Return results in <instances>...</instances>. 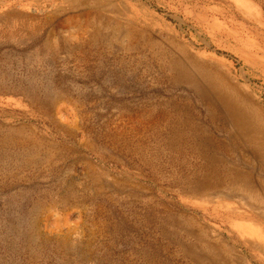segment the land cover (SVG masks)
I'll return each mask as SVG.
<instances>
[{
	"label": "rangeland",
	"instance_id": "374dc122",
	"mask_svg": "<svg viewBox=\"0 0 264 264\" xmlns=\"http://www.w3.org/2000/svg\"><path fill=\"white\" fill-rule=\"evenodd\" d=\"M186 57L264 113V0H0V264H264V159ZM231 167L254 187L191 190Z\"/></svg>",
	"mask_w": 264,
	"mask_h": 264
},
{
	"label": "bare ground",
	"instance_id": "6f19581e",
	"mask_svg": "<svg viewBox=\"0 0 264 264\" xmlns=\"http://www.w3.org/2000/svg\"><path fill=\"white\" fill-rule=\"evenodd\" d=\"M116 30H119V29H116ZM113 36H115V35H113ZM130 37H132V36H130ZM156 47L158 48V46H156ZM181 58H183V56ZM193 59H191V60L188 59L189 63H187V64H185L179 60H177V61L174 59L170 60L168 62V65H167V71L169 73H171V76L174 77L172 79L185 83L190 89L193 90V92L195 94H197L196 96L199 97L202 104H204V106L206 108H208V112H209L211 121H214L217 119L219 122L222 123L223 128H225V130L231 136L232 143L236 144V142H238L241 145V148L249 147V148H251L250 152H254L256 155H258V157L260 159L261 158L264 159V113L261 112L258 108L253 107L252 104H250L252 107L250 106V108L249 107L245 108L241 104V102L238 101V94L239 93L233 88L231 90L230 85H228V82L226 81V79L220 77V74L213 69V66L211 68L209 65L204 64V63H198L196 59H195L196 61H194ZM159 62H161V61H159ZM160 111L161 112L159 113V115H157V120L158 121L162 120V122L167 123L169 121L170 115L168 116L164 111H162V110H160ZM148 118H150V116H148ZM170 119H171V117H170ZM150 123H152V121ZM167 139H170V140L174 139L173 134L169 133L167 135ZM192 149L197 150L196 147H193ZM236 167L229 168L231 173L229 172V170H227L225 173V176H220V175L215 176L212 183H208L206 181L207 179H204L203 181H197V183L192 185L190 188H192L191 190L195 194H197V196L202 197V198L207 196L209 189H212L214 191L218 190L222 186V183L224 180H229L234 185L237 184V185H240L242 187L253 188L254 187V181L252 182V180H251V172L250 173L244 172L243 171L244 169L241 170L240 168H236ZM256 187L263 189L262 185H260V184L256 185ZM227 200H229V199H227ZM223 201H225V200H223ZM232 212L234 214L238 215V216H234V217H235V219L240 220V222L237 223V225H236L240 228V230L247 229L250 227L249 226L250 224L248 225V223L241 222V221L245 220L244 214H241V213L239 214V212H237L236 210L234 211L233 209H232ZM249 219H248V221H250V222L252 221V223H254L253 219L252 220H249ZM255 220H257V219H255ZM261 227H260V229H258L259 233L264 231V227H262V228ZM260 238H259V240H260ZM256 243H257V241H256ZM207 246H209V245H207ZM192 247H194V246H192ZM213 252H215V251H213ZM226 258H228V257H226ZM203 260H204V257H202V258L199 257L197 261L203 262ZM216 260L217 259H214V260L213 259L212 260L207 259L206 262H208V264H211V263L212 264H218L216 262ZM219 263L220 264H230L227 259L220 260Z\"/></svg>",
	"mask_w": 264,
	"mask_h": 264
}]
</instances>
